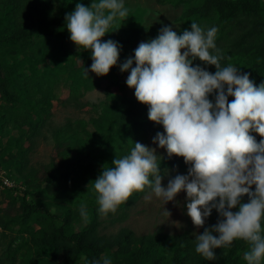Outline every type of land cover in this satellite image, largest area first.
Segmentation results:
<instances>
[{"label": "clouds", "instance_id": "obj_1", "mask_svg": "<svg viewBox=\"0 0 264 264\" xmlns=\"http://www.w3.org/2000/svg\"><path fill=\"white\" fill-rule=\"evenodd\" d=\"M127 16L124 0H93L90 7L78 3L66 16L71 41L91 50V71L97 76L108 75L117 65L120 46L102 38L118 18ZM217 32L216 27L205 31L196 22L181 35L165 26L157 38L139 44L134 61L129 58L121 65L122 72L130 70L127 86L149 106V119L164 128L153 143L166 149L169 158L182 157L188 174L163 187L156 149L135 142L129 155L115 159L114 166L105 165L90 185L104 216L146 187L165 204L186 192L187 215L196 228L204 227L213 208L221 217L210 230L195 234L197 253L212 261L217 259L215 249L243 240L250 246L244 253L247 264H264V139L257 142L251 134L264 137V84L255 86L248 73L231 64L221 66ZM197 58L214 65L216 72L193 66ZM213 94L215 103L209 99ZM228 97L234 99L229 102ZM245 195L250 200L242 203ZM80 211L87 220L84 206ZM103 264L111 261L103 258Z\"/></svg>", "mask_w": 264, "mask_h": 264}, {"label": "rangeland", "instance_id": "obj_2", "mask_svg": "<svg viewBox=\"0 0 264 264\" xmlns=\"http://www.w3.org/2000/svg\"><path fill=\"white\" fill-rule=\"evenodd\" d=\"M13 0H0V18L3 17L6 8ZM207 0H124V5L128 9V16L123 20L117 19L109 28V33L102 38V42L108 41L112 29L119 30L120 33L127 36L123 31L129 27L143 26L148 31L160 32L165 27H171L178 35L184 30H191V23L195 22L196 17L201 19H212L214 9L207 10L205 2ZM93 0H21L22 11L19 13V22L21 28L26 29L28 35H31L32 44L22 50V41L15 47L10 44H0V57H3L10 67H21L24 71L33 61L34 57L43 51L39 49V42H48L47 47L51 46V39H60L55 35L59 27L67 24L66 16L75 10L78 3L90 7ZM47 12L42 8L48 5ZM197 24H201L200 21ZM118 27H121L120 29ZM2 30H7L5 25ZM67 34L65 44L68 49L66 60L62 62L63 67H72L75 72H79L82 78L87 81L89 88L81 87L78 103H65L68 98L71 79L64 68L59 69L58 84L56 87V96L47 97L43 94L36 95L32 88L28 92V97L19 96L16 90H12L10 99L4 98L0 93V179H6L10 185H19L21 190L15 193L7 192L0 187V264H9L5 259V253L8 249L16 253L15 264H25L27 259L34 255V244L30 240V235L23 236L21 224L8 223L17 212L21 211L20 202L24 196V189L29 188L34 192L44 187L48 173L53 170L69 171L72 173L74 183H80L75 187L67 185L65 188L56 190V193L65 191V194H76L83 191L87 182L81 177V165L88 167L89 161L95 164V167L101 168L105 165H113L117 158H123L130 154L131 150L124 154H118L114 148H105L101 143L106 134L113 132L118 121V109L115 105L122 103L127 99L137 100L135 90L129 88L126 84L130 70L121 71V65L126 61H119L116 66L110 69L106 76H97L91 71L93 63L91 50L78 48L71 39L70 32L64 30ZM40 34V35H38ZM41 37V40L39 39ZM264 39V35L263 38ZM141 42H149L144 39L135 41L131 47L125 51L129 54L135 53V49ZM120 46V45H118ZM122 50L120 46L119 51ZM221 66L231 64L240 70L249 63V54L253 52L252 46H239L229 48H220ZM46 69L54 68L50 58H46ZM201 67L211 73L216 72L214 65H205L200 61ZM40 69L43 64L37 65ZM134 67V66H133ZM55 69V68H54ZM49 70V69H48ZM57 70L55 69L54 72ZM88 72V74H87ZM218 94V93H217ZM210 100H215V94L209 96ZM29 101L38 104L35 108L29 104L27 108L22 107V103ZM53 103L49 112L43 110L44 101ZM125 102V101H124ZM114 106V110L109 108ZM149 112V111H148ZM147 113H145L146 115ZM166 135V134H165ZM141 144L155 148L158 155V164L161 168L162 186L167 187L169 180L177 175H187L188 172L168 168L166 166L167 150L159 148L158 144L153 143V138L141 142ZM125 149L128 145L121 144ZM21 148H30L25 156H21ZM106 151L109 157L103 158L101 151ZM117 153V155H112ZM25 157L27 160L23 167H19L16 162ZM12 159V160H11ZM4 162L10 163L9 166L3 165ZM80 165V167H79ZM114 166V165H113ZM12 194V195H11ZM150 196L149 199H145ZM31 196L27 197V200ZM187 194L181 192L174 201L167 202L162 198H157L149 188L148 191L138 198L128 209V215L123 220H118L117 215L125 209L120 205L115 213H109L107 216L100 214L102 224L99 227V233L115 234L121 228L128 227L136 235L151 234L162 231L167 234H181L189 231L196 237V233L202 234L208 217L205 219V225L202 228H196L191 218L187 215ZM60 202L49 205L47 208L56 212ZM165 208L169 211L168 214ZM54 210V211H53ZM44 210L43 212H46ZM77 227L85 225V219L74 221ZM6 224V225H5ZM35 229H40L41 225L34 223ZM26 237L30 242L22 250H17L23 245Z\"/></svg>", "mask_w": 264, "mask_h": 264}, {"label": "trees", "instance_id": "obj_3", "mask_svg": "<svg viewBox=\"0 0 264 264\" xmlns=\"http://www.w3.org/2000/svg\"><path fill=\"white\" fill-rule=\"evenodd\" d=\"M51 2V0H49ZM45 5L44 12H47ZM207 10L214 9L212 19H201L196 17L195 22H201L200 26L205 31L211 27H216L218 32L215 38V44L218 49L252 46L253 52L249 54V63L245 68L239 71L241 74L248 73L250 79L255 86L259 87L264 84V0H207L205 2ZM21 0H13L2 18H0V44H10L17 46L22 41V50L27 51L32 44L31 35L29 36L26 29L16 25L19 22L18 16L21 13ZM7 30H2L4 26ZM119 29L121 27H118ZM66 25L59 27L56 34L60 39H51V46L47 47L48 42H39V49L43 50L40 55L34 57L37 61L31 62L26 70L20 71L22 68H12L7 61L0 57V93L4 98L12 97V90H16L19 96L28 97V92L32 88L36 95L43 94L47 97L56 96V87L58 84L59 69L63 67L62 62L66 60L68 49L65 44L67 34ZM108 40L116 42L122 47L119 55V61H127V59H135V53L129 54L127 51L131 45L137 41L144 39L151 41L158 37L160 32L148 31L143 26H134L119 32L112 29ZM40 35V34H38ZM41 40V37L39 36ZM28 47L27 50H24ZM126 49V50H125ZM125 50V51H124ZM46 58H50L54 68L46 69ZM43 64L44 68L37 65ZM200 64L197 58L193 62V66ZM135 67V63H133ZM68 72L71 79L68 98L65 103H78L81 95L80 88H89L87 81L81 77L79 72H75L72 67H65L64 71ZM231 102L234 97H228ZM125 101V102H124ZM215 103V100H211ZM35 108L38 104L25 101L22 107L27 108L28 105ZM53 103L47 100L43 103V110L51 111ZM120 111L118 112V121L115 123L116 128L113 132L106 134L102 145L105 148H114L124 154L125 151L134 148L135 142H143L149 138L156 137L157 133H164L161 124L152 122L149 119V106L140 103L138 100L125 98L122 103L115 105ZM114 110L113 105H109ZM145 113H147L145 115ZM166 134V133H165ZM256 137L257 142L264 137H260L257 133H251ZM128 145L125 149L121 144ZM110 148V149H111ZM30 148H21V156H25ZM102 157H109L106 151H101ZM117 155V153L112 154ZM12 160V159H11ZM25 157L16 164L23 167L26 163ZM88 167L81 165V177L87 182V187L83 191L67 196L65 191L56 193V190L65 188L67 185L79 186L80 183H74L72 173L69 171H56L48 173L46 184L44 187L31 192L29 188L24 189V196L19 203L21 211L8 219V223L21 224V232L30 235V240L34 244V255L30 256L25 264H103V258L111 261V264H247L244 260V253L249 250V244L243 240H234L231 246L227 248L215 249L217 259L209 261L195 251L196 237L185 231L181 234H167L157 231L151 234L136 235L128 227L121 228L117 233L107 235L99 233V227L102 220L99 212V204L97 202V193L94 187L90 185L102 173L104 166L95 167V164L88 162ZM166 166L168 168L177 169L188 172L189 165L184 162L182 157L166 156ZM1 164V163H0ZM9 166L10 163L4 162L3 165ZM113 166V165H110ZM106 165V167H110ZM80 167V165H79ZM145 188L143 192H134L132 196L122 205L125 209L117 215L118 220L127 217V209L143 194L148 191ZM3 190L8 193H15L21 190L19 185L5 186ZM252 190H255L253 186ZM12 195V194H11ZM31 199L27 200V197ZM248 196L241 197L242 203L249 202ZM60 202L56 212L48 210V206ZM81 206H84L87 212V220L85 225L77 227L74 221H81ZM46 212H43L46 210ZM239 206L233 209L238 211ZM1 215V213H0ZM221 219L218 211L213 208L211 216L208 217L206 229L210 230ZM2 220V219H0ZM2 223V221H0ZM34 223L41 225L40 229H35ZM6 225V224H5ZM264 228V221H262ZM203 231V232H204ZM202 232V234H203ZM218 237V233L213 232ZM264 235V232H262ZM27 237L22 246L17 250H22L25 246H29L30 242ZM9 264H15L16 253H12L10 249L5 253Z\"/></svg>", "mask_w": 264, "mask_h": 264}, {"label": "built area", "instance_id": "obj_4", "mask_svg": "<svg viewBox=\"0 0 264 264\" xmlns=\"http://www.w3.org/2000/svg\"><path fill=\"white\" fill-rule=\"evenodd\" d=\"M5 186H11L10 185V183H9V181L8 180H6V179H0V187L1 188H4Z\"/></svg>", "mask_w": 264, "mask_h": 264}]
</instances>
